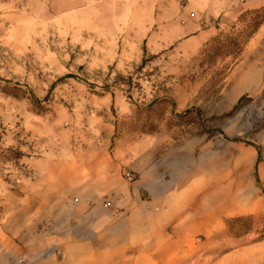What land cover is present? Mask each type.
Listing matches in <instances>:
<instances>
[{
	"label": "rangeland",
	"instance_id": "1",
	"mask_svg": "<svg viewBox=\"0 0 264 264\" xmlns=\"http://www.w3.org/2000/svg\"><path fill=\"white\" fill-rule=\"evenodd\" d=\"M83 4L0 0V172L65 162L89 173L112 220L115 172L147 206L176 191L187 264L264 246V5L221 15L202 41L149 51ZM256 66L261 78L247 75ZM135 163L148 165L144 176ZM192 198L202 218L191 217Z\"/></svg>",
	"mask_w": 264,
	"mask_h": 264
},
{
	"label": "crops",
	"instance_id": "2",
	"mask_svg": "<svg viewBox=\"0 0 264 264\" xmlns=\"http://www.w3.org/2000/svg\"><path fill=\"white\" fill-rule=\"evenodd\" d=\"M66 1L87 2L83 7L92 2L103 8L108 19L138 36L149 51L188 39L202 41L215 31L213 20L221 15L264 5V0ZM256 67L247 75L261 78V66ZM30 166L28 174L0 172V264H187L185 254L179 251L185 239L186 215L182 212L187 205L185 199L181 202L176 197V191L172 197L147 206L140 195L139 201H131L130 187L119 181V172H115L111 176L116 183L113 196L118 199L120 216L112 220L105 209L107 200L99 199L100 191L91 184L89 173L81 171L75 176L67 163L55 167L53 161L42 157L33 159ZM132 168L141 177L148 165L135 163ZM103 171L101 181L106 178ZM150 184L145 182L144 188L154 200L157 192ZM101 185L104 191L105 182ZM141 188L137 186V193ZM194 193L190 190L189 197ZM193 202L192 198L191 217L202 218L198 203ZM205 207L211 210L216 205ZM170 224L172 232L165 229ZM138 243L142 248H136ZM188 264H264V246H243L216 258L195 253Z\"/></svg>",
	"mask_w": 264,
	"mask_h": 264
},
{
	"label": "built area",
	"instance_id": "3",
	"mask_svg": "<svg viewBox=\"0 0 264 264\" xmlns=\"http://www.w3.org/2000/svg\"><path fill=\"white\" fill-rule=\"evenodd\" d=\"M125 175H126V177L129 178V179H131L132 176H133V174H132L130 171H126V172H125ZM107 204H108V203H107Z\"/></svg>",
	"mask_w": 264,
	"mask_h": 264
},
{
	"label": "trees",
	"instance_id": "4",
	"mask_svg": "<svg viewBox=\"0 0 264 264\" xmlns=\"http://www.w3.org/2000/svg\"><path fill=\"white\" fill-rule=\"evenodd\" d=\"M67 77H69V76H73V74H68V75H66Z\"/></svg>",
	"mask_w": 264,
	"mask_h": 264
}]
</instances>
